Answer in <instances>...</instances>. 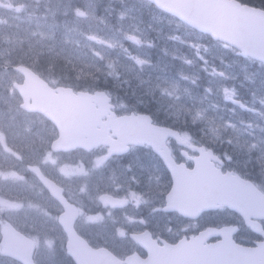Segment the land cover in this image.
<instances>
[{
	"label": "rangeland",
	"instance_id": "obj_1",
	"mask_svg": "<svg viewBox=\"0 0 264 264\" xmlns=\"http://www.w3.org/2000/svg\"><path fill=\"white\" fill-rule=\"evenodd\" d=\"M39 1L0 0L2 58L17 47L26 53H41L40 50H30L40 44L45 47L53 39L51 43L55 42L56 36L65 41L69 37L64 32H69V29L76 31L82 42L73 40L72 47L86 56L88 62L80 65L82 67L75 74L77 77H74L76 82L96 83L97 78L93 75L115 66L123 77L129 78L128 84L132 81L134 89L139 92L126 103L128 110L140 105L158 113L164 107L163 113H170L174 121H186L187 124L204 127V138L209 137L213 143L227 139L228 144L224 147L235 149L233 153L240 160L237 164L240 170L247 174L252 168L264 171V92L254 83L258 76L264 87V65L255 64L252 71L256 76L245 82V91L254 98L253 103L244 102L237 92L228 100L224 94V89L228 88L224 83L226 80L228 83L235 82L238 75L234 74V66L222 60L227 57L223 53H228L227 47L204 42L206 40L202 35L148 9L143 0H96L80 9L86 15L80 16L81 21L76 22V25L69 24L68 16L60 19L53 11L54 7L61 5V0ZM73 1L68 2L73 5ZM49 23L54 24V27H47ZM79 27H87L90 34L83 32L80 35L77 32ZM156 32L159 37L154 35ZM130 37H135L141 43L137 44ZM88 49L99 59L93 54L89 58ZM118 52L123 53L122 59ZM137 60H144L147 64H139ZM66 65L62 70L57 69L58 73H65L67 78L69 72L75 76L72 70L74 65ZM244 65L249 67L248 64ZM204 71L211 78L210 82L206 81ZM0 79V82H6L7 75L0 74ZM237 100L243 102L235 108L234 102ZM0 101L6 105L4 109L13 112L14 106L10 99L0 95ZM1 103L0 109L3 107ZM225 108L230 113H226ZM209 110L214 115H210ZM198 114L204 117L206 114L208 119L199 118V123ZM230 123L232 126L227 128ZM47 134L54 138L51 131ZM38 138L42 140L44 135L39 134ZM83 183L80 180L77 184Z\"/></svg>",
	"mask_w": 264,
	"mask_h": 264
},
{
	"label": "water",
	"instance_id": "obj_2",
	"mask_svg": "<svg viewBox=\"0 0 264 264\" xmlns=\"http://www.w3.org/2000/svg\"><path fill=\"white\" fill-rule=\"evenodd\" d=\"M162 4L167 6L171 12H173L177 16H180L182 19L187 21L190 25L194 26L195 28H199V26H201L199 23L204 24L206 27H210L212 32L214 33L215 38L223 42L229 43L234 47L240 49L243 52L242 54L244 56H251L253 58L264 61V13L256 12L258 10L254 11L249 7H242L235 2L227 3L225 0H208V4L206 0H161V5ZM204 15H211L215 18V20H208V22L199 21V19ZM19 70L26 75L27 86L36 84L34 79L38 80V78L34 77V75L30 71L24 68H20ZM38 87L40 88V86ZM48 91L49 90L44 89V87L43 90L39 89V92L42 95L41 97L38 96L37 104L40 103L39 108L42 110H44L46 105L49 104V100L47 98ZM100 97H102V99L105 101L104 102L102 100V103H104L102 106L106 107L107 102L104 99L103 95H100ZM68 98L69 101L75 99L81 100V103H85L86 106L93 107V101L89 99L86 95L73 97L69 94ZM56 107H59V105H56L53 108ZM89 112L93 113L94 111H92L90 108H87V111L85 113ZM70 113H72V118L69 122L66 136L68 137V141H80L79 137L87 133L88 130L82 126H79L81 120L78 119V117L81 118V116L74 114L80 113V111L77 107H75V105H70ZM142 119H144V117H142ZM72 122L74 124H72ZM126 122L127 120L124 121V123ZM128 126L134 127L135 124L131 123ZM133 131H135L134 128H128L127 130L128 133L132 134L133 137H135V133ZM169 131L170 130H165V132ZM68 132H70V135ZM200 152L202 155L201 161L207 162V157L204 153L205 151L202 149L200 150ZM163 158L165 159L167 166L173 174V178L175 180L176 185V189L173 193H171V200L179 198V191H183L181 195L182 197L180 198L181 202H184L185 198H187L191 194V204L197 203L200 198L202 199L203 204L206 206L211 205L213 203L208 200V198L206 197V191L202 190L203 187L201 186L208 184V181L203 178L201 181V185L198 183L200 181V178L206 175V172H199L198 169H196L195 172H189V176H195L196 180L194 182L184 183L180 179L182 174H178L179 170L176 169V165L171 159L170 155H163ZM212 173L215 174L213 171ZM218 180L222 183L227 182V180H225L223 177H220ZM231 185L232 188H244L247 191V200H243V198H233V195L231 193H227V189L224 187L221 188V190L218 192L221 194L218 196L221 201H218L215 195H211V198L214 200L215 203L220 202L231 207L243 209L247 208V203H249L248 200L250 199L251 195H256L258 199L255 201V203H252L250 207H256L258 209H260L261 206L264 207V196H262L258 191L256 193L251 191L250 193V189L253 188L251 185L245 187L243 184L237 185V183L235 182H232ZM205 251L207 252L208 249ZM178 255L179 251L174 248L171 250L169 258H171L173 261H176ZM214 257H212L211 255L209 256V254L202 251L200 263L221 264L226 261H233L232 258H234L230 251L220 246H218L217 253L216 255L214 254ZM164 261L166 263L171 262V260L169 259H166ZM237 263L242 264L239 261H237Z\"/></svg>",
	"mask_w": 264,
	"mask_h": 264
},
{
	"label": "flooded vegetation",
	"instance_id": "obj_3",
	"mask_svg": "<svg viewBox=\"0 0 264 264\" xmlns=\"http://www.w3.org/2000/svg\"><path fill=\"white\" fill-rule=\"evenodd\" d=\"M194 148L195 145H193L189 150L192 156L195 155ZM177 149H179V147H177ZM136 153L141 156L140 150H137ZM148 159L149 157L147 160ZM148 169L149 170L139 169L135 172H130L132 176L142 181L141 184L137 185L127 184L124 182L127 181L126 178L122 175V186L117 187L112 192L117 199L125 202L123 207L126 206L125 208L127 210L125 212H121L120 216L129 220L131 229L122 232L113 241H107L109 245L114 243V246L120 247L121 251H126L129 250L130 247H133L134 252L142 253V250L138 247V245L130 239L132 234L144 235L151 233L152 237L160 244L163 241L175 243L182 237H191L200 232L203 228L204 222L216 225L218 224L216 217L219 215L217 213L207 214L205 215V220L200 219L196 222L182 220L175 214L165 213L164 198L165 194H167L170 190L169 173L157 168ZM106 174L112 179L119 177L118 173L112 174L109 170L106 171ZM126 185L128 188H124ZM148 185L152 187L154 192L149 189ZM155 186L159 187L157 191L155 190ZM128 215H131L132 217L129 218ZM12 218L16 226L21 225L24 220L23 217L16 215V213L13 214ZM172 220H175V222H172ZM238 220V217L231 214L224 223L228 225L238 224L240 223ZM174 228L175 230H173ZM103 235L107 236L108 234L104 233Z\"/></svg>",
	"mask_w": 264,
	"mask_h": 264
},
{
	"label": "bare ground",
	"instance_id": "obj_4",
	"mask_svg": "<svg viewBox=\"0 0 264 264\" xmlns=\"http://www.w3.org/2000/svg\"><path fill=\"white\" fill-rule=\"evenodd\" d=\"M72 6L71 2H67L65 5L61 3V5L58 8H53V11H55L60 17V19H63L64 17L69 15L68 7ZM54 24H47V27L52 28ZM87 27H79L77 29V32L81 35L83 32H85L86 35L90 34V30H86ZM67 38L65 42L63 39H61L59 36H56V41L54 39L48 43L45 47H43L42 44L36 45L32 48L30 51H35V50H40L41 53L39 56L32 58V60L38 59V63L41 65L42 68L48 69L53 66H55L57 69L62 70V68L67 67L66 64L69 63L71 64L72 70H73V75L77 73V71L82 67L83 63H88L86 56H83L80 52L76 51L74 47H72V42L73 40H78L79 41V35L77 36L76 31H73L69 29V32L66 31L64 32ZM156 37H159L160 35L158 32L154 34ZM61 39V40H60ZM79 42H82L80 40ZM28 51V52H30ZM17 55L18 57L21 56H27L28 53H26L25 50H17ZM121 59V58H120ZM120 63V62H119ZM121 64V63H120ZM147 64V62H146ZM6 65H10L9 62H6ZM3 68V65L0 63V71ZM14 70H16L15 67H12ZM76 76V75H75ZM77 77V76H76ZM2 89L4 91V87L2 86ZM1 91V88H0ZM1 103V101H0ZM210 113H212L211 110H209ZM2 150H0V158H1ZM124 154V153H122ZM27 155L33 159L30 155V152L27 153ZM5 156L7 157V154L5 153ZM41 159V155L38 152H34V159L32 161L39 162ZM149 170V169H147ZM258 199L256 195H251L249 203H247V207L249 208L252 203H255V201Z\"/></svg>",
	"mask_w": 264,
	"mask_h": 264
},
{
	"label": "snow or ice",
	"instance_id": "obj_5",
	"mask_svg": "<svg viewBox=\"0 0 264 264\" xmlns=\"http://www.w3.org/2000/svg\"><path fill=\"white\" fill-rule=\"evenodd\" d=\"M153 3L154 4H156L157 6H159L160 4H161V0H153ZM76 11V14L78 15V16H85L86 15V13L85 12H83L82 10H80V9H76L75 10ZM130 39H133V40H135V42L137 43V44H140L141 42L138 40V39H136L135 37H130ZM137 63H139V64H144V63H146V61H144V60H137ZM207 91H211V89H206ZM224 94H225V96H226V98L228 99V100H231L232 99V97H233V92L231 91V90H229V89H224Z\"/></svg>",
	"mask_w": 264,
	"mask_h": 264
},
{
	"label": "trees",
	"instance_id": "obj_6",
	"mask_svg": "<svg viewBox=\"0 0 264 264\" xmlns=\"http://www.w3.org/2000/svg\"><path fill=\"white\" fill-rule=\"evenodd\" d=\"M243 2L255 4L261 7H264V0H242ZM62 4H66L68 0H61Z\"/></svg>",
	"mask_w": 264,
	"mask_h": 264
}]
</instances>
